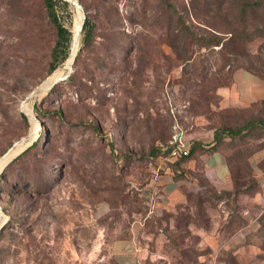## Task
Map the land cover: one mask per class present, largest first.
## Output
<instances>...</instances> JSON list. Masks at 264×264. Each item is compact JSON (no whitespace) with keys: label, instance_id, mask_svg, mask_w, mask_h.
<instances>
[{"label":"rangeland","instance_id":"obj_1","mask_svg":"<svg viewBox=\"0 0 264 264\" xmlns=\"http://www.w3.org/2000/svg\"><path fill=\"white\" fill-rule=\"evenodd\" d=\"M76 1L93 39L83 46L80 30L71 67L67 57L49 72L57 35L44 0H0V158L15 150L0 168V264H117L118 239L136 241L141 264H264V213L244 214L241 196L255 188L246 157L264 141V99L220 107L218 94L240 70L264 82L263 10L247 5L259 0ZM54 11L73 35L80 10ZM176 127L196 145L192 168L171 155ZM210 142L227 152L232 191L198 162ZM183 174L188 204L160 211L162 177ZM251 216L259 225L240 240Z\"/></svg>","mask_w":264,"mask_h":264},{"label":"crops","instance_id":"obj_2","mask_svg":"<svg viewBox=\"0 0 264 264\" xmlns=\"http://www.w3.org/2000/svg\"><path fill=\"white\" fill-rule=\"evenodd\" d=\"M221 97L220 107L229 106H247L250 103L264 99V82L253 73L240 70L235 73L232 84L229 87H222L218 91ZM215 143L204 145L207 148L205 151L198 153V162L204 171L205 176L210 181L213 188L218 191H232L233 179L229 168L228 155L225 150L219 146H214ZM247 164L250 169V176L255 183V188L248 194H242V201L246 203L248 209L244 210V214L250 211H255L261 215L264 213V141L261 146L253 149L246 157ZM196 162V158H190L187 161L186 167L192 168ZM161 191L158 195L159 200L157 206L160 211L170 213L177 212L178 208L188 204V192L193 186L186 175H165L161 180ZM245 224L238 236L240 240H245L244 229L253 227L259 222L257 218L252 216L247 218ZM201 243L205 248H209L210 256H212L215 248V240L205 231L198 233ZM111 254L117 264H141L146 255H143L141 248L137 245L134 239H118L112 242ZM207 260V259H206ZM219 263V262H218ZM203 264H217L214 259H209Z\"/></svg>","mask_w":264,"mask_h":264},{"label":"trees","instance_id":"obj_3","mask_svg":"<svg viewBox=\"0 0 264 264\" xmlns=\"http://www.w3.org/2000/svg\"><path fill=\"white\" fill-rule=\"evenodd\" d=\"M45 2V6L48 9V15L50 16L51 21L54 24V27L56 29V35H57V39L55 42V45L52 49V53H51V63H50V67H49V72H52L56 66L64 61L68 55H69V47H70V42H71V31L66 28L59 20L58 15L56 13L55 10V4L56 2H60L63 5L67 4V2L65 0H44ZM248 7L251 8H257V9H261L263 10V14H262V19H264V1H255V2H248L247 3ZM257 31H264V26H257L256 27ZM82 33H83V37H82V45L83 46H88L92 39H93V31H94V24L91 22L90 18L88 16H85L84 18V22L82 25ZM234 37H236V35H234ZM234 38H231V40H233ZM221 39H216L213 41L214 45H219L220 43L223 45L222 41H220ZM255 71H257V73L259 75H263L264 76V59H262L261 61V65L260 67H258L257 69H255ZM22 115H24L22 113ZM253 124V121H248L245 125V127H249L250 125ZM259 124L262 125L264 127V120L259 121ZM219 129H216V133ZM224 130V129H223ZM229 132L231 133H237L238 131L234 130V129H228ZM212 147H215L212 146ZM171 148V146L169 147ZM207 148H205L204 145H201V149L200 151H205ZM194 150H196V145L195 143L192 146H189V153L186 156H181L182 158H190V155L194 152Z\"/></svg>","mask_w":264,"mask_h":264},{"label":"water","instance_id":"obj_4","mask_svg":"<svg viewBox=\"0 0 264 264\" xmlns=\"http://www.w3.org/2000/svg\"><path fill=\"white\" fill-rule=\"evenodd\" d=\"M69 3H72L74 6H76L80 12H81V20H80V25H79V30H78V33L76 32H73V35H72V43L75 41V38L77 37V34L79 35L80 33V30L82 29V25H83V22H84V18H85V15H84V11H83V8L81 6L80 3H78L76 0H65ZM74 44V43H73ZM71 50H72V45H71ZM74 58H75V55L73 57H71V51L68 55V60H70V63H69V67H71L73 61H74ZM71 72V68L69 70V72L65 75V76H60V77H57L56 79H54L50 84H45L44 82L38 86H36L34 89H32L28 95L26 96L25 100L23 101V104H25L28 100H30L32 97L34 96H38L40 95L41 93L43 92H46L48 91L49 89H51L55 84L63 81L64 79H66L68 77V75L70 74ZM6 155V154H5Z\"/></svg>","mask_w":264,"mask_h":264},{"label":"bare ground","instance_id":"obj_5","mask_svg":"<svg viewBox=\"0 0 264 264\" xmlns=\"http://www.w3.org/2000/svg\"><path fill=\"white\" fill-rule=\"evenodd\" d=\"M75 14V13H74ZM75 20V19H74ZM80 20H81V16H80V19H79V14H78V17H77V19L75 20V22H74V25H75V29H74V31L73 32H77L78 33V30H79V25H80ZM79 21V22H78ZM80 40H79V35L77 34V37L75 38V41L73 42L74 44H72V50H71V57H73L74 55H75V51L77 52V49H78V46H79V42ZM68 65H69V63H70V60H68ZM63 68V67H62ZM61 69V68H60ZM66 69V68H65ZM54 73V72H53ZM60 75H62L61 74V71H57V72H55L54 74H52L51 76H49V80H54V79H56L58 76L60 77ZM52 80V81H53ZM52 81H50V82H47V83H45V84H50ZM31 106V105H30ZM29 106V104H25L24 106H23V108H24V110L25 111H27L28 113H32V110H31V107ZM31 115V114H30ZM22 145V144H21ZM20 145V146H21ZM15 154V150L14 151H10V152H8L6 155H4L3 157H1L0 159H3V158H5V159H8V160H6L5 162H3V163H1L0 164V168L1 167H3L4 166V164L6 163V162H8L9 160H10V157H12L13 155Z\"/></svg>","mask_w":264,"mask_h":264},{"label":"built area","instance_id":"obj_6","mask_svg":"<svg viewBox=\"0 0 264 264\" xmlns=\"http://www.w3.org/2000/svg\"><path fill=\"white\" fill-rule=\"evenodd\" d=\"M176 132L172 136L170 140L171 147V155H178V156H186L189 153V143L185 141L183 137V132L177 127L175 128Z\"/></svg>","mask_w":264,"mask_h":264}]
</instances>
